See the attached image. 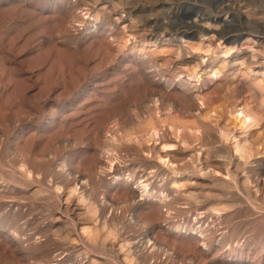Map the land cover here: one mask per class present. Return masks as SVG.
I'll return each instance as SVG.
<instances>
[{"label": "rangeland", "instance_id": "1", "mask_svg": "<svg viewBox=\"0 0 264 264\" xmlns=\"http://www.w3.org/2000/svg\"><path fill=\"white\" fill-rule=\"evenodd\" d=\"M263 56L264 0H0V264H156L194 237L264 264V158L241 159L243 189L200 171L236 164L231 116L263 141ZM136 136L178 169L130 151Z\"/></svg>", "mask_w": 264, "mask_h": 264}, {"label": "bare ground", "instance_id": "2", "mask_svg": "<svg viewBox=\"0 0 264 264\" xmlns=\"http://www.w3.org/2000/svg\"><path fill=\"white\" fill-rule=\"evenodd\" d=\"M250 40V39H249ZM253 42V41H252ZM224 45V44H223ZM245 45V44H244ZM218 47V46H217ZM222 47V46H221ZM244 47V50L247 51L248 48L243 46ZM224 48V47H223ZM250 49V48H249ZM243 50V51H244ZM257 52V51H256ZM228 53V51L226 52ZM260 56V55H259ZM261 57V56H260ZM264 57V56H263ZM254 58L257 59V61L260 59L259 57H256L254 55ZM250 59V58H249ZM253 59V58H252ZM256 63V62H255ZM239 64V63H238ZM253 65V64H252ZM262 65V64H261ZM245 66V65H244ZM242 67V66H241ZM202 69L197 67V69L195 70L196 73H198V71H201ZM244 70V69H243ZM193 75V74H192ZM198 75V74H196ZM263 75V74H262ZM191 76V75H190ZM193 77V76H192ZM263 77V76H262ZM264 78V77H263ZM53 89V88H52ZM240 106V104H237L236 107ZM214 107V106H213ZM210 112V111H209ZM217 112V111H216ZM235 112V111H234ZM241 112V111H240ZM208 114V112H207ZM258 116V117H261L260 114H254L252 118H254V116ZM203 116V115H202ZM206 116V115H205ZM242 116V115H241ZM232 118L229 119L228 123H227V128L228 129H222L223 133L225 134V141L228 142L231 141V147L232 149L234 150V159H236V164H232L231 163H228L227 167H225L223 170H219V169H214V168H211V166L209 164H207L206 162H203V163H200L201 164V168H200V171H205L206 174H209L211 176V178H215L216 180L218 181H222L224 183H226L227 185L230 186V188H233V189H243V184H240L239 182V176H238V173H237V169L238 167L240 166V161L241 159H244V160H248L250 159L251 157H255L256 158H264V139L262 142H253L252 144H249V145H246L245 143H243V140H242V137L240 135L241 133V123L245 122L244 120L242 119H238L237 117H233L231 116ZM248 116H246L247 118ZM251 117V116H249ZM87 121V120H86ZM227 122V121H226ZM205 122H200L199 123V126L195 127L196 130L200 131L201 134H204L205 132V129H206V125L207 124H204ZM70 124V123H69ZM78 124V123H77ZM88 124V123H87ZM153 128V127H152ZM194 128V127H193ZM244 128V127H243ZM192 130V129H191ZM197 131V132H198ZM95 133V132H94ZM246 133V132H245ZM126 136V135H125ZM178 136V135H177ZM134 137V136H132ZM66 142H70L72 140L71 137H68L66 138ZM94 139V138H93ZM96 139V138H95ZM94 139V141H95ZM127 139V138H126ZM89 140V139H88ZM145 140V139H144ZM130 141V140H129ZM146 141V140H145ZM151 142V141H150ZM179 142V141H178ZM183 142V141H182ZM145 143V142H144ZM147 143V141H146ZM156 143V142H155ZM155 143H152L150 145H145L142 143V141L140 140V137L136 136L132 141L129 142L130 144V147H131V150L132 152H134L135 154H141V156L143 154H147V155H150V157H153L156 159V162L159 164V165H164V167H167L168 169H170V171H176L178 169L177 167V161H176V157H173L170 152L168 151V149H165L166 146H163V147H159V144H155ZM178 144V143H177ZM227 144V143H226ZM175 145V144H174ZM172 145V146H174ZM88 146L91 148L90 150L93 152L92 156H93V161L91 160V163H89L88 165V168L86 169L85 172H82L79 175V178L80 179H87L88 182L92 181L94 176H95V169L97 168V165H100V161L98 159L95 158V155L94 153L97 152V148L95 147L96 144H94L92 141H88ZM99 146V145H98ZM97 146V147H98ZM171 146V147H172ZM112 147V146H111ZM165 147V148H164ZM204 147V146H203ZM174 148V147H173ZM109 149V148H108ZM171 150V149H170ZM196 150V149H195ZM202 150H200L201 152ZM238 156V157H237ZM91 157V156H90ZM92 158V157H91ZM144 159V158H143ZM182 159V158H181ZM199 159V158H198ZM238 159V160H237ZM104 161V160H103ZM147 161V160H146ZM155 161V160H154ZM198 161V160H197ZM200 161V160H199ZM86 164V163H85ZM197 164V163H196ZM152 165V164H151ZM191 165V164H190ZM196 166V165H195ZM231 166V167H230ZM197 167V166H196ZM199 167V166H198ZM27 168V167H26ZM162 168V167H160ZM182 168V167H181ZM184 168V167H183ZM28 169V168H27ZM72 169V168H71ZM233 169V170H232ZM69 170V169H67ZM77 170V169H76ZM99 170V169H98ZM166 170V169H165ZM72 171V170H71ZM199 171V172H200ZM74 172V171H73ZM72 172V173H73ZM167 172V171H166ZM198 172V173H199ZM75 173V172H74ZM107 176V175H106ZM148 176V175H147ZM263 181H264V174H263V177H262ZM141 179V178H140ZM78 180V179H77ZM177 182H178V179H175ZM95 181V180H94ZM148 182V181H146ZM172 182V181H171ZM95 183V182H93ZM133 183V182H132ZM88 184V183H86ZM90 184H92L90 182ZM135 184V183H134ZM76 185V184H75ZM142 185V184H141ZM175 185V184H174ZM147 186V185H145ZM143 187L144 189L146 187ZM136 187V186H135ZM137 188V187H136ZM175 188V187H173ZM171 188V189H173ZM73 189V188H72ZM177 190V189H175ZM143 191V190H142ZM122 199L124 200V202H129V201H134V202H137L135 203L136 206L137 205H142L140 203V200L139 198H142L143 201L146 200V197H145V194L143 193H140V194H137L133 189H126L124 188L122 190ZM167 192V191H166ZM146 194H148V192H146ZM113 195V194H112ZM119 196V195H118ZM69 197V196H68ZM106 197L110 200V196L109 194L106 192ZM120 197V198H121ZM79 199V198H78ZM84 199V198H83ZM70 200V199H69ZM81 200V199H80ZM137 200V201H136ZM144 203H147L146 201ZM151 204V203H149ZM153 205V204H152ZM146 206V205H145ZM68 207V206H67ZM148 207V206H147ZM156 208V207H155ZM148 212H146L144 214V220L145 221H148L149 224L151 223V227L152 229H154V225H155V220L157 218H160V214L159 211H156L155 213H152L149 209H146ZM201 210V209H200ZM124 211V210H123ZM161 211V210H160ZM224 210L223 209H216L215 210V213H220V212H223ZM200 212V211H199ZM217 215V214H216ZM208 216V215H207ZM143 219H139L137 218L138 221H142ZM219 219V218H218ZM160 220V219H159ZM158 220V221H159ZM157 221V220H156ZM163 221V220H162ZM206 221V220H205ZM215 221V220H214ZM144 222V221H142ZM210 224V223H209ZM212 224V223H211ZM148 225V224H147ZM199 231V230H198ZM200 234V233H199ZM208 235V234H207ZM153 236V235H152ZM156 236V235H155ZM164 237V236H163ZM165 239V238H164ZM190 239V238H189ZM190 240H192L194 243V246L193 247L194 249L191 250V252H185V251H181L177 248H172L170 249V256L164 258L163 260H160L158 259V261L156 262V264H176V262H183L184 260L186 259H189L193 264H227L226 261H224L222 259V256L221 255H217V251H213L211 249H213L211 246H209L207 248V252L211 253V257L207 260V256H206V253L207 252H204L202 251L201 249L197 248V246L195 245L196 243H198V239L197 238H191ZM257 240V239H256ZM152 241L153 243L157 246L161 245L162 244V241L159 239V238H156V237H153L152 238ZM191 241V242H192ZM190 242V243H191ZM204 242V241H203ZM203 244V243H202ZM209 244V243H208ZM153 245V244H152ZM151 245V246H152ZM154 245V246H155ZM167 246V245H166ZM153 247V246H152ZM201 247V246H200ZM149 249V248H148ZM147 249V250H148ZM151 251V250H150ZM169 252V253H170ZM150 253V252H149ZM166 255V254H165ZM209 255V254H208ZM189 261V263H190ZM232 263V262H231Z\"/></svg>", "mask_w": 264, "mask_h": 264}]
</instances>
